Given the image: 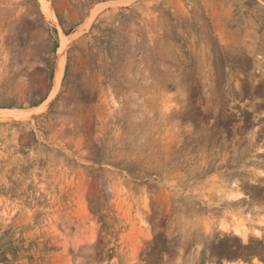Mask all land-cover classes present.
I'll return each instance as SVG.
<instances>
[{"label": "rangeland", "instance_id": "obj_1", "mask_svg": "<svg viewBox=\"0 0 264 264\" xmlns=\"http://www.w3.org/2000/svg\"><path fill=\"white\" fill-rule=\"evenodd\" d=\"M0 264H264V0H0Z\"/></svg>", "mask_w": 264, "mask_h": 264}, {"label": "bare ground", "instance_id": "obj_2", "mask_svg": "<svg viewBox=\"0 0 264 264\" xmlns=\"http://www.w3.org/2000/svg\"><path fill=\"white\" fill-rule=\"evenodd\" d=\"M43 3V2H42ZM44 4V3H43ZM45 7L47 8V10H48V12L50 13V9L48 8V6L47 5H45ZM51 14V13H50ZM23 111V110H22ZM5 113V114H4ZM31 113H33L32 111H30L29 113L27 112V113H24V112H21V111H19V110H8V111H4L3 112V115H7V116H13V115H19V116H24V115H29V114H31ZM231 184H232V181L230 182ZM231 188H233V187H231ZM229 189L230 191V194H229V196L231 197V198H233V197H240L241 196V193L238 191H236V190H233V189ZM222 228H224V227H226L224 224H221L220 225ZM232 232L235 234V235H238L242 240H245L246 239V237H247V227L245 226V224L243 223V222H236V223H234L233 225H232ZM257 232V231H256ZM258 233V232H257ZM210 236V235H209Z\"/></svg>", "mask_w": 264, "mask_h": 264}]
</instances>
